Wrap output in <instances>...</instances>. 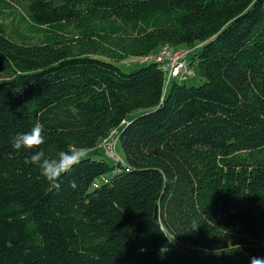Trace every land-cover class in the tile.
Instances as JSON below:
<instances>
[{"label": "trees", "instance_id": "1", "mask_svg": "<svg viewBox=\"0 0 264 264\" xmlns=\"http://www.w3.org/2000/svg\"><path fill=\"white\" fill-rule=\"evenodd\" d=\"M165 45L189 49L192 74L117 64ZM36 122L44 144L15 150ZM114 129L124 157L109 163ZM70 146L87 157L57 190L30 156ZM251 257H264V0H0V264Z\"/></svg>", "mask_w": 264, "mask_h": 264}, {"label": "clouds", "instance_id": "2", "mask_svg": "<svg viewBox=\"0 0 264 264\" xmlns=\"http://www.w3.org/2000/svg\"><path fill=\"white\" fill-rule=\"evenodd\" d=\"M44 142V125L36 122L29 131L18 133L13 137L12 147L17 151L33 150L39 149ZM86 157V148L70 146L67 151H60L55 158L47 156L42 150L35 151L30 156V162L39 169L40 175L58 190L61 187L60 178L72 172ZM70 186L75 188L76 182L71 181ZM198 227L196 226L195 230ZM250 264H264V257H251Z\"/></svg>", "mask_w": 264, "mask_h": 264}, {"label": "built area", "instance_id": "3", "mask_svg": "<svg viewBox=\"0 0 264 264\" xmlns=\"http://www.w3.org/2000/svg\"><path fill=\"white\" fill-rule=\"evenodd\" d=\"M189 52L187 48L174 49L169 45H165L162 46L158 52L139 57V59L141 62L153 61L160 63L167 74V82L169 83L173 77L182 76L185 73L192 74L187 63ZM117 142L118 130L114 129L110 132L108 137L101 141L99 147L110 158L116 161H123L116 149Z\"/></svg>", "mask_w": 264, "mask_h": 264}, {"label": "rangeland", "instance_id": "4", "mask_svg": "<svg viewBox=\"0 0 264 264\" xmlns=\"http://www.w3.org/2000/svg\"><path fill=\"white\" fill-rule=\"evenodd\" d=\"M117 64L124 70V71H132L140 66L143 65V62L140 61V59L136 56H130L127 57L126 59L122 60V61H117ZM201 83V77L197 74V76L190 78L187 80V84L191 85V84H200ZM142 110H136L134 112V114H138L139 112H141ZM117 152L119 153L120 156H122V158L124 157V152L121 146V143L118 141L117 142ZM99 155H103L104 157H106V159L108 160L109 163H113L114 160L110 157H108L107 155H105L104 151L102 149H100ZM109 175H105L103 177H100L98 179H96V181L94 182L92 187H96L97 185L105 182L108 179Z\"/></svg>", "mask_w": 264, "mask_h": 264}]
</instances>
